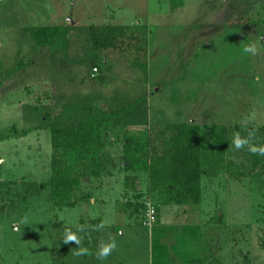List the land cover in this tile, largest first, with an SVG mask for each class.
Listing matches in <instances>:
<instances>
[{
    "label": "rangeland",
    "instance_id": "374dc122",
    "mask_svg": "<svg viewBox=\"0 0 264 264\" xmlns=\"http://www.w3.org/2000/svg\"><path fill=\"white\" fill-rule=\"evenodd\" d=\"M102 25L125 29L114 48L91 45ZM37 26L61 32L34 47L26 29ZM100 111L116 114L104 147L68 153L77 207L57 209L42 187L48 126ZM250 114L264 145V0H0V264H264V156L232 146ZM177 123L202 130L198 204L175 205L146 173L122 168L126 134L160 153ZM65 229L79 246L63 243Z\"/></svg>",
    "mask_w": 264,
    "mask_h": 264
},
{
    "label": "trees",
    "instance_id": "16d2710c",
    "mask_svg": "<svg viewBox=\"0 0 264 264\" xmlns=\"http://www.w3.org/2000/svg\"><path fill=\"white\" fill-rule=\"evenodd\" d=\"M26 31L34 47H48L60 34L61 27L37 26L29 27ZM124 33L122 26L102 25L91 27L88 36L94 48L110 49L114 48L117 40H123ZM11 75V72L6 73V77ZM133 108V105L128 107ZM115 116L111 112L100 111L81 121L54 122L48 126L51 173L48 183L42 184V187L49 189L52 206L57 209L77 207L70 202V197L79 181L75 167L68 163L66 156L73 150L88 153L92 149H103L102 129L109 127ZM201 133L200 126L196 124L166 125L158 139L160 153H151L147 143L140 142L134 134H126L122 145V168L128 172L146 173L149 188L167 191L175 205L198 204L200 178L206 173L200 160ZM151 207L155 218L157 209L153 205Z\"/></svg>",
    "mask_w": 264,
    "mask_h": 264
},
{
    "label": "clouds",
    "instance_id": "9594fccd",
    "mask_svg": "<svg viewBox=\"0 0 264 264\" xmlns=\"http://www.w3.org/2000/svg\"><path fill=\"white\" fill-rule=\"evenodd\" d=\"M243 51L245 53H251L256 54L257 48L254 45H248L244 47ZM255 119V114H250L249 116H245L242 120V125L244 129L247 131V136L242 137L239 132H235L232 135V146L236 150L243 149L247 147L248 151L253 155H261L264 156V145H257L254 143L256 140V129H248V124L251 123ZM22 223H25L26 221H21ZM105 225L101 223L97 226L96 230H100ZM79 231H83V226H81ZM63 243H74L76 246H79L81 244V239L78 237V235L74 232H72L71 229H65L64 237H63ZM116 248V242L114 240L110 241L109 243H102L98 249V252L96 254V258L98 260H104L106 259L113 250ZM88 254V250L84 247H79V249L75 252V255H86Z\"/></svg>",
    "mask_w": 264,
    "mask_h": 264
},
{
    "label": "built area",
    "instance_id": "2783aa9c",
    "mask_svg": "<svg viewBox=\"0 0 264 264\" xmlns=\"http://www.w3.org/2000/svg\"><path fill=\"white\" fill-rule=\"evenodd\" d=\"M92 70H93V72H96L97 71L96 68H93ZM93 75H94V73H93ZM146 216H147V219L146 220L148 222H150L151 220H154V210H153L152 207H148V209L146 211Z\"/></svg>",
    "mask_w": 264,
    "mask_h": 264
}]
</instances>
